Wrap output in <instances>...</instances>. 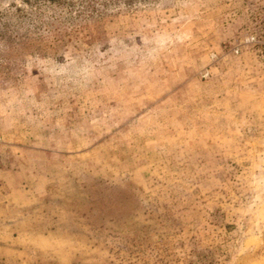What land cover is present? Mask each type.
Segmentation results:
<instances>
[{"label":"rangeland","instance_id":"374dc122","mask_svg":"<svg viewBox=\"0 0 264 264\" xmlns=\"http://www.w3.org/2000/svg\"><path fill=\"white\" fill-rule=\"evenodd\" d=\"M0 264H264V0H0Z\"/></svg>","mask_w":264,"mask_h":264}]
</instances>
